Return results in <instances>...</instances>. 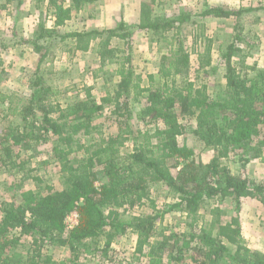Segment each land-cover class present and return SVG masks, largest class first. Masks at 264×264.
I'll return each mask as SVG.
<instances>
[{"label":"trees","instance_id":"16d2710c","mask_svg":"<svg viewBox=\"0 0 264 264\" xmlns=\"http://www.w3.org/2000/svg\"><path fill=\"white\" fill-rule=\"evenodd\" d=\"M36 2L47 4L54 25L48 27V21H42L29 38L12 35L13 46L31 47L39 64L30 79L27 98L0 93L5 118L19 121L10 122L0 135V164L12 165L21 173L26 162L16 163L20 154L15 156L14 147L51 143L64 188L41 187L39 177H22L23 182L33 180L39 189L22 192L20 203L12 198L2 205L0 264H84V255L102 260L128 233L136 236L135 253L146 264H184L186 258L191 264H264V253L248 247L240 217L224 221L222 207L231 201L240 211L244 199L264 206V181L235 174L228 166L232 161L245 170L255 160L264 161V69L247 64L252 44L243 23L244 16L254 10L206 5L200 13L183 10L160 18L153 17V9L144 4L138 24L122 20L112 29L62 34L59 28L98 0ZM207 19L235 21V36L219 64L225 68L220 101L211 98L206 85H197L190 78L191 56L182 35L185 25L199 26L198 37L204 39L203 51L198 52L200 70L210 68L213 41L205 36ZM140 31L150 33L168 49L160 59L163 82L157 86L155 76L150 75V85L144 87L131 58L119 57L122 51L112 46L115 39L129 43ZM198 37L196 34L195 40ZM66 41L75 52H95L100 72L108 61L118 65L112 73L119 81L99 101L93 88L84 86L63 106L57 100L60 92L45 79L43 65L51 62L53 48ZM235 57L240 58L239 65L234 63ZM106 81L110 84L113 78ZM133 104H143L139 119L146 129L142 141L124 153L133 134ZM107 106L116 131L98 142H86L85 138L93 137L96 121ZM185 120L193 121V134L202 145L215 151L202 170L193 162L194 151L184 143ZM174 168H178L177 175ZM97 182L102 183L100 187ZM154 184L166 186L176 200L166 211H159L151 198ZM211 202V219L206 222L200 212ZM144 205H150L153 213L124 219L122 210ZM74 210L79 212L80 222L67 232L65 221ZM176 211L186 216L187 232L159 227L166 214ZM23 238L30 240L29 248L14 261L11 253ZM46 247L67 249L69 254L55 262L45 253Z\"/></svg>","mask_w":264,"mask_h":264},{"label":"rangeland","instance_id":"374dc122","mask_svg":"<svg viewBox=\"0 0 264 264\" xmlns=\"http://www.w3.org/2000/svg\"><path fill=\"white\" fill-rule=\"evenodd\" d=\"M8 1L9 0H0V53L8 52L4 51L5 47L7 49H12L16 46H25L27 47L26 49L32 50L31 47L19 43L13 46L11 40H14V38H12V35L15 34L18 38L23 39L24 36L21 35L28 32L30 36V31L33 34L38 27L36 22L40 24L42 21L50 20L52 18L51 13L47 10L45 4L34 6L32 2L27 3V0H22L26 3L24 4L25 6H17V11L15 9L14 13L11 14L12 19L9 21L7 19L5 23L4 20L8 17V12L9 14L12 13L11 10L7 11V9L11 8H3L4 6L7 7ZM17 1H15V5L18 4ZM185 3L183 7L179 8V5L172 3V0L160 2L148 0L146 5L153 9V17L160 18L177 15L181 10L200 13L205 10L206 5L213 6L215 4L225 5L233 9H253V12L246 14L243 18L245 35L247 39L251 41L250 44H252V48H248L250 57L247 60V64L249 66L257 65L259 68L264 69V0H185ZM2 10L7 11V14L2 12ZM94 14L95 10L91 9L87 13H84L83 16H75L74 19L67 22V26L60 29V32L62 34H67L77 32L80 29L83 31H87L88 29L104 30L92 27L91 22ZM35 24L36 26H34ZM47 24L52 26L48 22ZM204 25L206 26L205 36L213 41L212 66L206 70H200L199 66L198 52L203 51L202 42L204 41L203 37L201 39L198 37V31L200 30L199 26L185 25L182 31V35L185 39V47L191 56L190 78L195 81L197 85H206L211 98L220 101L224 97L225 68L219 66V64L223 50L233 41L235 36V21L207 19L204 21ZM196 34L198 40H195ZM112 46L122 51V53H119V57L131 58L136 73L143 77L144 87H149L150 75L155 76L156 86L163 82L159 77V68L161 56L168 52L166 44L154 40L150 33L140 31L134 35L133 40L129 43L115 39L113 40ZM0 59L2 61L1 54ZM51 59V62L43 65V73L49 85L60 92L57 96V100L63 106L69 103L74 98L76 92L81 90L84 86L92 87L93 94L99 101L100 98L106 95V91L115 86L119 81V78L113 76L112 73L118 67L115 61H108L104 70L100 72L101 64L97 54L95 52H75L71 49L70 41H66L56 48H53V56H51ZM233 61L236 65H239L240 58L235 57ZM1 66L2 64H0V67ZM8 66L9 64L7 67ZM5 67H2L0 72V82L4 81L2 85H0V93L8 96L27 98L30 94L29 82L33 77V75L31 76V71H29V73L25 72L27 76H23L20 74L19 70L12 69V66L10 68L8 67V71H5ZM250 75L253 76V74ZM109 77L113 78V82L110 84L106 81ZM142 107L143 104L132 105L133 118L130 123L133 134L131 136V141H129L123 149L124 153L131 152L134 144L142 141V134L146 129L139 119V113ZM108 109L109 107L107 106L103 115L97 119L96 125L98 128L94 132L93 137L85 138L86 142H98L103 136H107L116 131V125L114 123L115 118L110 115ZM3 111V106L0 103V135H4L5 129L10 122H19L13 117L9 119L5 118L6 112ZM183 123L187 128L184 143L189 149L194 151L193 162L202 170L203 166L213 158L215 151L212 148L204 147L197 137L194 136L193 121L185 120ZM1 136L0 140L2 138ZM51 147V143L35 146L33 148L28 146L14 147L15 156L17 155L18 157V153L20 154L16 163L20 161L26 162V167L21 173L17 172V168H12V165L4 167L0 164V218L2 217L1 207L4 203L10 202L12 198L20 203L22 192L30 190L36 191L39 189L33 180L23 182V176L29 175L31 177H39L43 180L41 187L47 185L56 190H62L64 188L63 176L58 163L54 160ZM31 156L33 157L31 158ZM228 166L235 174H242L252 180L264 181V162L260 160L251 162L245 170H243L239 164L232 161L228 163ZM173 172L177 175L178 168H174ZM101 184L100 182L96 183L98 187H100ZM151 198L159 211H166L168 206L176 201L169 189L163 184L152 185ZM213 203L214 202H211L210 205L200 212L202 219L206 222L211 219L210 209L214 205ZM222 207L226 212L224 221H230L232 217L238 215L242 222L243 236L248 247L263 254L264 206L256 200L244 199L240 211L236 210L235 204L231 201L225 202ZM121 212L125 220H130L132 216L153 213L150 205L135 207L134 209H128L126 211L122 210ZM158 225L173 233H184L187 232L188 229L186 216L177 211L166 214ZM29 244V239H22L21 245L11 253V257H13L14 261L26 254ZM135 248L136 236L132 233H128L113 244L108 257H104V259L100 260L94 255H84L82 256L84 259H81V262L84 264H146L144 258L136 255ZM45 253L53 256L55 262L63 260L69 254L67 249L54 247H46ZM100 258H102L101 255ZM166 264L171 263L166 261ZM184 264H191L190 259L186 258Z\"/></svg>","mask_w":264,"mask_h":264},{"label":"crops","instance_id":"0c3cea01","mask_svg":"<svg viewBox=\"0 0 264 264\" xmlns=\"http://www.w3.org/2000/svg\"><path fill=\"white\" fill-rule=\"evenodd\" d=\"M15 1L17 0H9L7 2L8 4L7 7L5 6L3 7V8H11V9H7V11L11 10L12 12L10 14L8 12V17H6V19L4 20L5 23L7 19L8 21L12 19L11 14L14 13L15 9L17 11V6L23 7L25 6L24 4H26L24 3V1L20 0V1H17L18 4L15 5ZM27 1H28L27 3L32 2V5L34 6L38 5L36 0H27ZM157 1L160 2L164 0H156V2ZM167 1H171V0H167ZM146 3H148V0H98V2H96L93 5L88 6L87 9H85L84 11H80L76 13L73 19L75 18V16H81V15L83 16L84 13H87L88 11L92 9V10H95V14L92 17L93 19H92L91 25L92 27H95V28L112 29L116 27V24L120 23L122 20H124L128 24H138L141 18L142 7ZM172 3H174L175 5L178 4L179 8L183 7L186 4L185 0H172ZM45 5L47 8V4ZM213 6H217V5L215 4ZM7 11L2 10V12H4L5 14H7ZM48 23L52 25V26H49L47 24L48 27H53L54 23H53L52 18L48 20ZM36 24L39 25L37 22ZM36 24L34 26H36ZM1 29H2V26H1ZM60 29L61 28H59V31ZM81 31L83 30L80 29L77 32H81ZM28 34L29 33L26 32L25 34H22L21 36H24V38H29L32 36L31 31H30V36ZM26 48L27 47L25 46L23 47L16 46L15 48H12V49L9 48L7 50L8 52L0 53L1 58H2V61L0 59V64H2V66L0 67V72H1L2 67L6 66L5 71H8V69L12 66L13 67L12 69L19 70L20 74L23 76H27L26 73L27 72L29 73V71H31L32 73L31 76L34 75V73L36 72L38 68L39 56L36 53H34L33 50L26 49ZM8 64H9L8 66L9 68L7 67ZM3 82H0V85H2Z\"/></svg>","mask_w":264,"mask_h":264},{"label":"built area","instance_id":"2783aa9c","mask_svg":"<svg viewBox=\"0 0 264 264\" xmlns=\"http://www.w3.org/2000/svg\"><path fill=\"white\" fill-rule=\"evenodd\" d=\"M79 219V212L74 210L65 221L67 232L74 230L79 225Z\"/></svg>","mask_w":264,"mask_h":264}]
</instances>
